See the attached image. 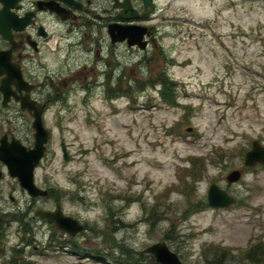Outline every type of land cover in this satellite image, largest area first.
I'll use <instances>...</instances> for the list:
<instances>
[{"label":"rangeland","instance_id":"obj_1","mask_svg":"<svg viewBox=\"0 0 264 264\" xmlns=\"http://www.w3.org/2000/svg\"><path fill=\"white\" fill-rule=\"evenodd\" d=\"M89 34L62 68L45 49L36 58V83L73 77L77 65L94 64L98 47L104 58L88 77L96 85L79 86L76 77L47 117L51 137L36 182L51 195L30 198L9 176L0 189L17 198L5 204L20 209L22 221L27 206L58 203L92 231L64 238L33 210L25 218L34 239L30 264H124L110 238L144 262L152 257L140 252L165 241L185 264H205L223 251L230 264H251L243 258L250 246L264 245V165L246 168L243 157L253 140L264 145V0H159V53L152 57L117 49L114 58L105 40L97 46L98 34ZM158 76L176 84L167 99ZM41 88L39 96L53 92ZM10 121H0L3 131L30 140L22 116ZM193 162L197 181L190 173L185 183ZM236 169L242 179L228 186L225 178ZM212 183L235 205L208 207ZM111 203L115 223L108 219ZM23 227L10 224L15 243Z\"/></svg>","mask_w":264,"mask_h":264},{"label":"flooded vegetation","instance_id":"obj_2","mask_svg":"<svg viewBox=\"0 0 264 264\" xmlns=\"http://www.w3.org/2000/svg\"><path fill=\"white\" fill-rule=\"evenodd\" d=\"M91 30L98 34L96 45L105 40L114 58L117 49L125 50L127 56L141 52L149 53L152 57L159 53V0H0V121L6 120L7 124H11L10 119L22 116L31 135L30 140L26 136L22 139L15 129L3 131L0 125V142L5 140L11 143L15 138L26 148L33 147V111L21 110L17 99L28 94L37 101L36 108L42 110L43 120H47L63 92L73 87L70 82L76 77H80L79 86L96 85L97 78L88 80V77L94 70L99 71L98 60L104 59L99 47L93 52L94 64L83 62L77 65L78 69L69 79L57 76L56 79L36 83L34 75L36 66L41 65L40 61L36 63V58L45 55L42 50H47L46 55L59 61L62 68L74 57L71 53L90 38ZM127 31L129 35L123 41L113 42ZM128 42L134 45L129 46ZM139 46H143V49ZM106 77L109 80V73H106ZM47 85L53 92L39 96L37 92ZM0 171L1 183L8 176L6 166L1 161ZM12 180L18 186L17 181ZM5 201L12 205L18 203L12 193L4 196L0 189V264H30L32 255L29 246L34 239L25 218L36 208L27 206L26 211L21 213L25 227L18 243H15L9 226L14 221L19 224L16 216L20 214V209L10 211ZM34 218L31 217L32 220ZM48 226L55 228L50 224ZM55 232L66 236L64 232ZM33 249L37 247L33 246Z\"/></svg>","mask_w":264,"mask_h":264},{"label":"water","instance_id":"obj_3","mask_svg":"<svg viewBox=\"0 0 264 264\" xmlns=\"http://www.w3.org/2000/svg\"><path fill=\"white\" fill-rule=\"evenodd\" d=\"M128 35L129 32L127 31L119 39H113V42L122 41ZM128 44L130 46L134 43L128 42ZM139 47L142 48L143 46ZM20 102L22 109H27L28 111L34 109V103L29 101L27 97L21 98ZM32 128L34 129V147L26 150L19 141L13 140L11 143H7L3 140L0 142V160L6 165L9 175L17 179L22 190L26 191L29 196L42 197L47 196V191L35 184L34 171L44 155L47 132L42 126L41 117L37 111L34 113ZM62 152L64 159L67 160L68 156L63 144ZM243 164L247 167L264 165V146L259 141H253L250 150L244 155ZM240 178L241 173L238 170H234L227 175L226 181L228 184H232ZM206 196L207 204L211 208H227L235 203V199L216 184H211L208 187ZM37 215L42 221L54 225L61 231L66 232L70 237L76 236L83 230L81 223L77 219L65 216L59 205L56 206L54 211L39 210ZM141 253L152 256L158 264H184L178 255L162 241L151 244Z\"/></svg>","mask_w":264,"mask_h":264},{"label":"trees","instance_id":"obj_4","mask_svg":"<svg viewBox=\"0 0 264 264\" xmlns=\"http://www.w3.org/2000/svg\"><path fill=\"white\" fill-rule=\"evenodd\" d=\"M160 77L158 76L159 84L162 85V87L160 89V94L163 98L165 97L167 99V97L170 95L171 90L174 91L176 84H174L171 81H168L164 77H161V78ZM195 163L196 162H193V167L188 172L186 171V174L183 177V180L185 183H186L185 178L190 173H191V175H189V177L191 178V180L193 182L197 181V176L194 175V172H196L198 170L197 168L195 169V167H196ZM112 207H113L112 203L107 204V206H106V208L108 209V211H107L108 212V219H110L112 221V223H115L113 218L116 215H115V212L112 211ZM108 235H109V233H108ZM168 237L169 236L166 233V236H164V239L168 240L169 239ZM110 239H109V242L111 244L113 243V247H117L120 250V253L122 254V256L126 257V259L121 261L124 264H144V263L156 264V262L154 261L153 258L151 259L150 262L149 261L144 262L142 256H140L139 253L135 255V254H133V251H131L130 249H127L126 246L116 243L115 241H113L112 238H110ZM76 249L77 248L75 247V250ZM243 258H244V260H246V262H248V263L250 262L251 264H257V263L258 264H264V245L263 244H260V245L256 244L254 246H250V249L247 251L246 256ZM205 264H230L228 252H226V251L221 252V254L218 255V258L214 256V257L210 258Z\"/></svg>","mask_w":264,"mask_h":264}]
</instances>
